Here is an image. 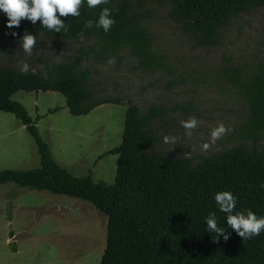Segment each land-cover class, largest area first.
Instances as JSON below:
<instances>
[{"label":"trees","instance_id":"16d2710c","mask_svg":"<svg viewBox=\"0 0 264 264\" xmlns=\"http://www.w3.org/2000/svg\"><path fill=\"white\" fill-rule=\"evenodd\" d=\"M175 4L179 12L198 19L196 30L211 43L218 28L231 17L254 6L264 8V0H176ZM105 7L114 20L108 32L96 27ZM56 15L63 27L49 31L39 17L35 23L21 19L18 27H6L7 17L0 12V40L14 37V32L41 34L57 42H88L72 60L44 64L36 71L21 73L20 68L0 67V110L20 121L39 154L37 168L0 170V185L13 183L76 197L105 213V248L99 264H264V231L242 237L227 225L228 214L221 212L214 200L217 192L230 191L236 199L232 214L250 210L257 217L264 216V152L237 147L196 164L187 157L152 153L159 140L152 126L166 108L150 105L143 109L129 104L120 144L97 157L117 155L113 183L94 181L91 172L75 176L53 159L39 134L37 118L13 100V94L20 90L59 92L72 115H85L104 102L86 87L97 64L111 59L119 62L127 54L146 73L167 67L153 46L145 14L128 0H108L95 8L82 3L79 16ZM89 20L92 27L85 23ZM222 75L238 88L245 101L239 138L256 144L264 139V56L253 66L228 62ZM209 215L223 227L222 233L207 231L205 218Z\"/></svg>","mask_w":264,"mask_h":264},{"label":"rangeland","instance_id":"374dc122","mask_svg":"<svg viewBox=\"0 0 264 264\" xmlns=\"http://www.w3.org/2000/svg\"><path fill=\"white\" fill-rule=\"evenodd\" d=\"M128 1L145 14L153 46L166 68L146 73L127 54L119 62L97 64L86 87L104 102L85 115H72L59 92L20 90L12 96L37 118L53 159L75 176L91 172L94 181L113 183L117 155L97 157L120 144L129 104L166 108L152 126L159 138L152 153L187 157L196 164L237 147L264 152V139L252 144L239 138L245 101L222 75L228 62L253 66L264 56V8L254 6L231 17L211 43L196 30L197 18L178 11L176 0ZM23 35L0 40V67L27 63L36 71L44 64L72 60L88 43L57 42L37 34L26 53ZM190 117L196 118L197 127L186 136L180 122ZM219 124L230 130L212 143L211 130ZM165 136L177 140L166 144ZM37 167L39 154L32 136L12 113L0 110V170ZM106 224V214L89 201L1 184L0 264H99Z\"/></svg>","mask_w":264,"mask_h":264},{"label":"clouds","instance_id":"9594fccd","mask_svg":"<svg viewBox=\"0 0 264 264\" xmlns=\"http://www.w3.org/2000/svg\"><path fill=\"white\" fill-rule=\"evenodd\" d=\"M108 0H0V12L6 17V27H18L21 19H27L35 23L37 18L41 19V23L47 27L49 31H59L63 27V22L57 17L58 12L61 16L71 14L72 16H79V8L82 3H86L88 8H95L97 5L106 4ZM88 27H92V21L85 22ZM114 20L111 18L110 10L102 8L96 27L102 28L104 32H108L113 25ZM64 30L66 28L64 27ZM13 35L15 33L13 32ZM35 43V37L32 34L26 33L22 37V47L26 53H30ZM21 73L28 72V64L24 63L20 66ZM182 128L185 130L186 136L192 135V130L197 127V120L195 117H190L187 120L180 122ZM226 130L223 124L217 125L211 130L210 141H215L220 138ZM177 140L175 136H165L164 143H174ZM208 143L203 145V148H208ZM214 200L219 204V210L226 213L225 221L227 225L235 229L242 237L250 238L259 235L264 231V216L257 217L252 211L245 213L237 212L232 214L236 204V199L230 191H220L214 195ZM207 231L220 234L224 231L223 227H218L216 218L209 215L205 218ZM225 238H227L225 236Z\"/></svg>","mask_w":264,"mask_h":264}]
</instances>
